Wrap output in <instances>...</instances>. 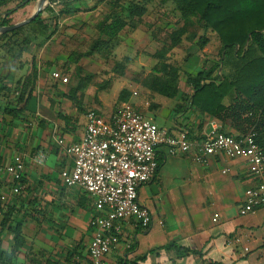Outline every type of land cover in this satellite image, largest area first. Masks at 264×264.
Masks as SVG:
<instances>
[{
    "label": "crops",
    "instance_id": "0c3cea01",
    "mask_svg": "<svg viewBox=\"0 0 264 264\" xmlns=\"http://www.w3.org/2000/svg\"><path fill=\"white\" fill-rule=\"evenodd\" d=\"M134 97L138 92L128 101L137 110L173 133L185 129L191 139L210 132L218 121L177 102L171 124L165 125L160 103ZM70 100L36 88L27 110L0 122V166L17 153L25 165L20 193H9L3 204L21 222L23 243L16 247L13 233L0 226V264H90L92 200L80 187L66 186L60 175L73 161L59 140L78 141L87 121L86 112ZM157 157L156 174L139 188L140 201L153 216L151 225L125 223L103 264H264V208L239 214L252 183L245 162L215 157L202 165L193 153L171 155L164 145L158 146ZM172 243L190 253L176 256L174 248H166Z\"/></svg>",
    "mask_w": 264,
    "mask_h": 264
},
{
    "label": "rangeland",
    "instance_id": "374dc122",
    "mask_svg": "<svg viewBox=\"0 0 264 264\" xmlns=\"http://www.w3.org/2000/svg\"><path fill=\"white\" fill-rule=\"evenodd\" d=\"M134 1H142L147 7L140 24L136 28L125 27L110 43L111 46L92 52L91 46L99 36L98 23L108 14L123 13V8ZM37 2L31 0L11 13V24L28 19ZM16 5L12 2L0 7V13ZM74 5L80 6V11L57 18L54 13L46 11V6L41 11L50 31L57 27L50 37L31 22L7 35L0 33V81L6 84L1 89L0 95L4 97L0 101L15 103L21 81L36 70V88H40L41 94L67 100L73 96L75 102L72 103L81 113L95 109L110 114L126 102L119 97L122 90L127 91L128 100L132 99V92L137 91L138 97L134 98L144 104H161L160 121L163 119L165 125H170L174 107L177 108V102L183 103L181 95L192 91L188 77L220 58L221 43L217 33L202 28L196 18L186 21L173 0H78ZM52 6L57 12L62 4L56 0ZM184 26L183 39L174 46L171 34ZM191 33H196L194 40L187 37ZM203 35L208 42L201 47L198 41ZM74 50L86 53L80 71L67 59ZM124 58H128L129 63H125ZM32 62H35V69ZM162 62L174 66L180 74V91L175 99L160 95L148 86L151 80L160 76L157 70ZM117 63H124L123 74L116 71ZM6 86L11 87L12 93L7 92ZM77 86H81L80 90L73 93L72 89Z\"/></svg>",
    "mask_w": 264,
    "mask_h": 264
},
{
    "label": "built area",
    "instance_id": "2783aa9c",
    "mask_svg": "<svg viewBox=\"0 0 264 264\" xmlns=\"http://www.w3.org/2000/svg\"><path fill=\"white\" fill-rule=\"evenodd\" d=\"M86 119L78 141L64 144L60 139L59 142L73 161L71 167L60 173L63 183L80 187L92 200L90 264H103L125 223L143 228L151 225L153 216L141 203L139 188L158 170L160 145L166 146L171 155L193 153L194 160L202 165H209L215 157L242 159L249 168L252 183L244 191L239 214L247 215L264 208V147L257 142L255 132L231 133L218 120L211 124L210 132L191 139L185 129L173 133L159 126L129 101L110 114L89 110ZM24 171V159L19 153L0 166L1 205L9 193H20ZM222 172L226 173L227 169Z\"/></svg>",
    "mask_w": 264,
    "mask_h": 264
},
{
    "label": "trees",
    "instance_id": "16d2710c",
    "mask_svg": "<svg viewBox=\"0 0 264 264\" xmlns=\"http://www.w3.org/2000/svg\"><path fill=\"white\" fill-rule=\"evenodd\" d=\"M53 1L56 0H50L46 11L54 13L56 18L59 15H72L81 9L80 6L74 5L78 0H57L62 7L55 12ZM12 2H16L17 5L5 13H0V26L10 25L11 13L26 6L31 0H0V7L8 6ZM173 2L186 21L196 18V22L202 28L217 33L221 43L219 60L188 77L192 91L181 95L182 107L192 108L200 114H208L218 119L231 133L246 134L253 131L256 133L257 142L264 147V0H173ZM123 9V13L108 14L98 23L99 36L91 46L92 52L111 46L110 43L125 27L136 28L147 7L142 1H134ZM31 23L38 25L43 33H47V37L52 36L57 28L50 31L42 18V12ZM12 31L15 32L16 29ZM12 31L4 32L2 35ZM185 32L186 26L172 32L171 40L174 46L181 43ZM187 37L194 40L196 33L188 34ZM207 42L208 38L205 35L198 41L201 47ZM84 56L86 53L74 50L67 59L76 64L80 71ZM129 61L128 58H124L125 63ZM32 65L35 69V62H32ZM115 68L119 74H123L124 63H117ZM157 72L160 76L148 83L149 88L168 98H176L180 91L178 69L167 62H162ZM37 76L38 73L34 70L31 75L23 78L15 103L0 101L2 124H6L5 118L13 119L27 110L34 97ZM5 85L0 81V94ZM80 88L81 86H77L72 92L75 93ZM6 90L12 93L11 87L6 86ZM127 95V91L122 90L119 97L123 101H128ZM1 97H4L3 94ZM70 99L75 101L73 96ZM3 160L4 156L0 153V165ZM0 210L2 211L0 226L13 233L14 244L19 247L23 243L21 222L14 221V211L10 208L5 209L0 204ZM2 243L0 233V247ZM166 248H174L176 256L190 253L188 248L173 243Z\"/></svg>",
    "mask_w": 264,
    "mask_h": 264
},
{
    "label": "water",
    "instance_id": "95a60500",
    "mask_svg": "<svg viewBox=\"0 0 264 264\" xmlns=\"http://www.w3.org/2000/svg\"><path fill=\"white\" fill-rule=\"evenodd\" d=\"M48 1L49 0H38L35 11L28 19L22 22H19V23L8 25V26H0V33L12 31L20 27L21 25L31 22L45 8V6L48 4Z\"/></svg>",
    "mask_w": 264,
    "mask_h": 264
}]
</instances>
